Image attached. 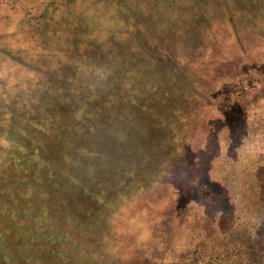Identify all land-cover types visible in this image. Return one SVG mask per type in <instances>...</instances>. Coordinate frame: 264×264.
Masks as SVG:
<instances>
[{"label":"rangeland","instance_id":"obj_1","mask_svg":"<svg viewBox=\"0 0 264 264\" xmlns=\"http://www.w3.org/2000/svg\"><path fill=\"white\" fill-rule=\"evenodd\" d=\"M0 58V176L48 104L70 100L65 117L93 86L112 102L89 124L118 114L117 150L79 163L98 192L86 227L63 195L46 222L40 194L14 203L0 184V264H264V0H0ZM55 67L79 80L59 90Z\"/></svg>","mask_w":264,"mask_h":264},{"label":"trees","instance_id":"obj_2","mask_svg":"<svg viewBox=\"0 0 264 264\" xmlns=\"http://www.w3.org/2000/svg\"><path fill=\"white\" fill-rule=\"evenodd\" d=\"M73 11L76 13V7ZM77 27L80 29L82 26L79 25V23H76L75 29ZM80 34L87 35V33L83 32V30L80 31ZM5 58L8 59L7 57ZM65 58L70 63L73 61L72 58ZM6 59L0 58V65L4 64L9 66L10 64L8 62L10 61H7ZM72 66L73 65H68V70H72ZM94 70L95 67L91 66L89 72L92 74L91 71ZM63 72L65 71L61 67H55L54 72H51L62 85L61 87H58L59 90H63L66 83H72L75 79L79 80L77 79V77H79L78 72L71 76L65 75ZM100 75L103 76V73ZM82 92V90H76L74 101H72L73 104L70 106L75 107V110L73 113L66 115L65 117H61L59 115L64 113L65 108L69 103L67 101L70 100L64 99V101H60L57 106H51L48 104L50 108L56 110L58 115L55 112L52 114H46L45 112L41 113V120L43 126L45 127V132H43V134L40 136L43 137L40 141H37L36 138L26 135L24 138L25 143L27 144L25 148L27 151L24 149L22 152H19L20 157H17V154L15 153L13 154V159H21V163L17 165L12 163L14 171H4L0 176V184H2L5 189L7 188V190L2 193L7 192V195L11 198L9 200L13 201L14 203H17V199H31L32 196L35 197L36 193L40 194L39 197L43 198L42 203L44 213H46V216H48L46 217V222L47 219L51 220L52 216L54 218L56 217L55 215L57 207L54 204L55 201L53 196L60 197V195H63V197H65L64 212L70 213V215H67L64 219H71L73 221L71 224L72 227L76 225L77 227L87 226V220L91 218L89 217V214H87V209H85V207L83 208L82 199L86 198L87 196L94 198V195L98 193L95 190L92 191V189L89 187V184L91 183L90 179H92L93 176L88 173V171L84 172L83 168H81V166L85 164L83 159L100 160L104 158L106 155L100 150L104 149L105 147H107L108 152L117 150V145L115 142H111L103 138L105 133H107L111 127L116 125L115 121L118 118V114L115 110L112 113L113 115H111V120L114 121L113 126L109 125L108 123L101 122L89 124L93 119L98 118L90 116V109L97 111V114L100 113L102 117H104L109 111L107 108V102L112 101H108V99L103 98V94H106L108 91H98L97 89L93 88V86L90 87L88 91H84L90 95L88 102H80L79 97ZM111 109L113 110V108ZM93 139L97 141L95 142ZM99 143L102 145L100 150L97 149ZM91 148L98 151L95 152ZM91 156L94 158H91ZM60 162L68 165L60 164ZM79 163H81V166H79ZM55 167L59 168L55 169ZM66 167H68V171L65 170ZM70 167L71 170L74 169V172H69ZM17 169L20 171H17ZM80 172L86 179L82 181L79 179H82ZM21 186H25L27 188L25 192L19 188ZM16 191H20L21 193L16 194ZM27 199H25V201L28 202ZM11 205V203H8L4 206L2 215L4 216L5 214V216L8 217L12 216V218H9L11 219V225L7 230L10 232V237L15 238V241L20 242V240L17 239L18 237H16L17 235L13 233V229L14 227L16 228L17 225H20L22 220L19 219V215L14 216L15 212L12 210ZM62 210L63 209L59 207V212ZM73 214H76V216ZM78 214L80 216H78ZM72 215L74 219L72 218ZM79 217H81L84 221ZM77 227L75 229L78 230ZM79 232L82 231L79 230ZM64 234H66L65 236L67 237H71L69 232ZM10 237L7 239L9 240ZM33 240L35 239L31 238L27 245H33ZM53 240L54 242L56 241L55 238ZM20 243H22L23 248L25 243L23 242V239ZM37 245L39 246L40 244ZM37 251L39 252V250ZM25 261V264H42L37 262L32 263V260L27 261V259H25Z\"/></svg>","mask_w":264,"mask_h":264}]
</instances>
